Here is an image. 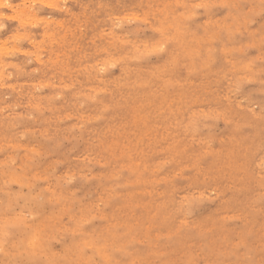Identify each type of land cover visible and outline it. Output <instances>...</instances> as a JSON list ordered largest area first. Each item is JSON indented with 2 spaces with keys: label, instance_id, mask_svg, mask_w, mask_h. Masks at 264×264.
<instances>
[{
  "label": "rangeland",
  "instance_id": "374dc122",
  "mask_svg": "<svg viewBox=\"0 0 264 264\" xmlns=\"http://www.w3.org/2000/svg\"><path fill=\"white\" fill-rule=\"evenodd\" d=\"M0 3V264H264V0Z\"/></svg>",
  "mask_w": 264,
  "mask_h": 264
},
{
  "label": "bare ground",
  "instance_id": "6f19581e",
  "mask_svg": "<svg viewBox=\"0 0 264 264\" xmlns=\"http://www.w3.org/2000/svg\"><path fill=\"white\" fill-rule=\"evenodd\" d=\"M4 1V0H3ZM22 1V0H21ZM19 2V1H18ZM9 3V2H8ZM7 4V3H6ZM10 4V3H9ZM31 4V3H30ZM0 5H1V3H0ZM20 7H23V6H20ZM10 8H11V6H10ZM26 8V7H25ZM13 12V11H12ZM25 12V11H24ZM2 14V13H1ZM7 15V14H6ZM12 15V14H11ZM11 15H9V16H11ZM18 15V14H17ZM32 15V14H31ZM28 17H29V15H27ZM34 16H37V15H34ZM41 17V16H40ZM23 18V17H22ZM39 18V17H38ZM51 20V19H50ZM25 21V20H24ZM21 22V21H20ZM21 32V31H20ZM104 32V31H103ZM15 33V32H14ZM18 34H20V33H18ZM16 35H17V30H16ZM20 36H22V35H20ZM1 39V38H0ZM42 39V38H41ZM6 40V39H5ZM14 45V44H13ZM15 46H16V44H15ZM13 47V46H12ZM14 48V47H13ZM6 49V48H5ZM18 49V48H17ZM2 50V49H1ZM4 50V49H3ZM21 50V49H20ZM37 58V57H36ZM41 61V60H40ZM1 64V63H0ZM1 73V72H0ZM244 76V75H243Z\"/></svg>",
  "mask_w": 264,
  "mask_h": 264
}]
</instances>
